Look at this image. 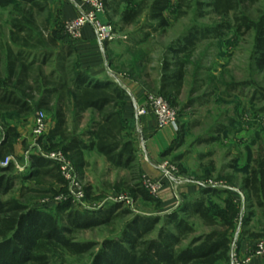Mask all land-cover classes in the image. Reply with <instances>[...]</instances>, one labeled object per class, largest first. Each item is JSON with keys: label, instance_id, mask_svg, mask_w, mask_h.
<instances>
[{"label": "trees", "instance_id": "16d2710c", "mask_svg": "<svg viewBox=\"0 0 264 264\" xmlns=\"http://www.w3.org/2000/svg\"><path fill=\"white\" fill-rule=\"evenodd\" d=\"M103 1L107 10L119 18L121 26L136 24L147 9L150 21L167 28L169 10L181 18L191 8L189 0H143L142 5L139 0ZM260 3H263L262 9L258 10L257 17L252 16V9ZM48 5V0H0V9L14 7L16 16L10 23L9 42L0 43V65L3 63L5 67V78L0 79V118H4L5 111H13L17 116L45 112L53 123L47 141L58 140L47 152L65 153L78 170L88 166L87 154L95 152L111 169L128 171L135 176L132 182H137L129 187L134 199L158 205L137 175L138 148L126 117V91L109 75L95 78L83 69L72 41L61 30L53 29L48 34L37 30L34 14L44 13ZM206 8L216 17L233 20L216 27L197 26L184 37L185 46L175 51V62L164 69L160 81L159 93L170 105H176L186 80V64L180 54L193 48L199 38L221 39L228 31L253 36V59L264 72V0H207ZM40 50L45 51L39 53ZM112 65L110 62V69ZM48 66L53 68L46 73ZM88 113L94 117L88 128L80 136L71 133L67 115L81 122ZM6 129L0 142V264H55L68 256L84 257L100 245L79 242L75 238L77 233L110 226L133 215L122 203L81 212L73 208L72 201H67L53 214L20 199L3 200L19 179L43 177L55 184L65 183L56 164L34 154L29 158L28 175H15L14 162L2 167L16 154L18 131L9 125ZM250 163L241 187L248 196L250 208L264 216V155L252 157ZM209 196L210 200L206 199ZM213 198H218L222 206ZM87 200L90 201L88 193ZM237 202L232 193L206 189L199 201L185 203L178 211L166 215H134L118 237L103 242L91 264H233L232 243L239 218ZM251 216L252 213L245 220V227ZM192 218L201 221L210 232L196 236Z\"/></svg>", "mask_w": 264, "mask_h": 264}, {"label": "rangeland", "instance_id": "374dc122", "mask_svg": "<svg viewBox=\"0 0 264 264\" xmlns=\"http://www.w3.org/2000/svg\"><path fill=\"white\" fill-rule=\"evenodd\" d=\"M48 1L44 13L34 14L36 28L45 34L53 29L61 30L65 36V18L73 15L77 17L79 14L75 5L77 0ZM189 2L191 8L181 18H177L172 10L166 13L167 28H160L157 23L150 21L146 16L147 9L138 22L130 26L119 25V18L107 10L104 21L113 25L116 37L103 51L106 73L133 79L145 88L146 96L162 97L159 93L161 77L165 74L164 69L174 64L175 51L185 46L184 37L197 26L216 27L233 20L212 15L210 9L206 8L207 0ZM139 3L144 4L143 0H139ZM204 3L205 6L201 7ZM66 6L70 7L67 11ZM262 7L263 3H260L252 9L251 15L257 17ZM14 17V7L0 9V43L9 42L10 23ZM44 51L40 50L39 53ZM253 51V36L228 31L224 32L221 39L199 38L193 48L180 54L186 64V80L176 105H170L178 116V130H172L174 138H170L169 145L165 146L156 161L158 177L144 173L138 166L137 175L141 176L142 184L145 178L151 183L162 185L161 192L156 197L152 196L159 202L158 205L145 203L140 198L134 199L129 187L137 182H132L135 176L128 171L111 169L106 160L95 152L87 154L88 166L78 170L86 194L90 196V201L87 200L89 208L81 209L70 199L65 183L55 184L43 177L38 180H17L12 192L2 199H20L34 208L53 214L67 201H72L73 208L81 212L115 203L125 204V209L133 215L116 220L110 226L75 235L79 242H95L101 246L105 240L118 237L134 215H166L178 211L185 203L199 201L196 198L202 197L203 190L215 189L203 185H217L219 188L215 190L218 193H232L235 199L246 205L243 207L239 204L231 256L232 259L237 256L239 260L250 258L249 264H252L254 258L259 257L255 255L256 247L264 244V216L259 210L250 208L248 196L241 187L251 165L250 159L259 154L264 155V72L258 69ZM110 62L113 64L112 69ZM1 64L0 79L5 78V67ZM52 68H45L46 73ZM146 96L143 105L146 104ZM36 114L37 111L30 116H17L13 111H5L2 113L4 118H0V142L5 136L7 125L18 131L16 154L11 159L15 163V175L19 177L30 174L26 153L35 142L33 131ZM93 118L88 113L78 122L68 114V129L80 136ZM48 120L49 129L41 139V147L45 152L50 151L49 148L58 141H47L53 126L51 116H48ZM163 163H169L177 169L178 173L172 175L173 181L166 179L159 170ZM206 199L210 200V196ZM213 201L222 206L218 198H213ZM250 213L252 220L245 227L244 222ZM190 222L197 230L196 236L210 232L197 218H192ZM243 242L250 247L245 254L241 252ZM100 246L84 257L68 256L55 264H91Z\"/></svg>", "mask_w": 264, "mask_h": 264}, {"label": "built area", "instance_id": "2783aa9c", "mask_svg": "<svg viewBox=\"0 0 264 264\" xmlns=\"http://www.w3.org/2000/svg\"><path fill=\"white\" fill-rule=\"evenodd\" d=\"M74 1V0H70ZM75 5L79 12L78 16L72 20L67 21L64 24V34L72 42L82 39L83 30L86 27H90L94 33V38L97 44L104 51L108 43H110L115 37V29L113 25L106 23L104 17L107 13V7L103 0H77ZM111 79L115 84L120 86V79L111 74ZM137 117L142 118L152 115L157 123L159 131H163L167 128L178 130V116L176 111L165 101L162 97H156L148 95L146 96V104H137ZM49 129V120L47 115L43 111H38L35 118V126L33 131V137L35 139L34 145L26 153V159L29 160L31 155H37L44 159H47L59 167L62 178L65 184L68 186L69 197L73 202L81 209L89 208L87 206V194L83 183L80 180L79 172L75 164L68 158V156L60 151L45 152L41 147V139L47 134ZM34 150V153H31ZM13 162L11 157L7 159L2 167H8ZM159 170L164 174V177L169 181H173V174L178 173L177 169L169 165V163H163L159 166ZM144 187L148 190L151 196L156 197L162 190L161 184H155L147 181L144 178ZM205 188L219 187L211 184L203 185ZM238 201V200H237ZM240 205L245 207V203L238 201ZM88 211L97 210V208L87 209ZM255 255L264 258V244L261 243L256 247ZM233 264H249L251 259L239 260L237 256L232 259Z\"/></svg>", "mask_w": 264, "mask_h": 264}, {"label": "crops", "instance_id": "0c3cea01", "mask_svg": "<svg viewBox=\"0 0 264 264\" xmlns=\"http://www.w3.org/2000/svg\"><path fill=\"white\" fill-rule=\"evenodd\" d=\"M66 9H70V7L68 8L66 6L65 11H67ZM68 16L70 15L68 14ZM75 17L76 15L67 17L65 18V22ZM72 44L77 51V57L83 69L95 78H108L109 74L106 73L107 68L105 67L103 50L95 41L94 33L90 27H86L83 30L81 40L72 42ZM111 77L112 76L110 75V78ZM115 77L119 78L117 76ZM119 79L120 86L123 87L127 93V105L125 109L126 117L137 143L138 166H141V171L144 173L154 178L158 177L159 172L156 166V161L162 155L165 146H168L170 140L174 138V133L172 132L174 129L167 128L158 132L156 120L152 115L142 118L137 117V104L143 105L147 91L143 86L131 78ZM196 199L200 200L201 197ZM248 245L249 244L244 242L242 243V254L249 251L250 247ZM252 264H264V258L256 257L252 261Z\"/></svg>", "mask_w": 264, "mask_h": 264}]
</instances>
